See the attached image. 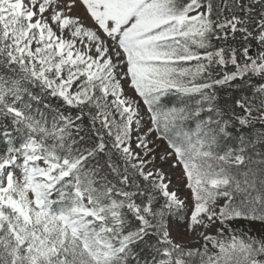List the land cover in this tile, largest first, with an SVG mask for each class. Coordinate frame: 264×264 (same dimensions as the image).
Returning a JSON list of instances; mask_svg holds the SVG:
<instances>
[{
    "label": "snow or ice",
    "instance_id": "obj_1",
    "mask_svg": "<svg viewBox=\"0 0 264 264\" xmlns=\"http://www.w3.org/2000/svg\"><path fill=\"white\" fill-rule=\"evenodd\" d=\"M0 264H264V0H0Z\"/></svg>",
    "mask_w": 264,
    "mask_h": 264
}]
</instances>
